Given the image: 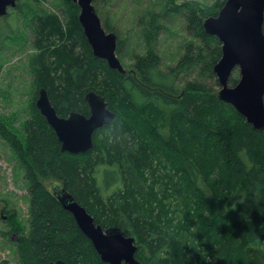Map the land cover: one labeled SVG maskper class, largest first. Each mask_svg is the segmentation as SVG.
Wrapping results in <instances>:
<instances>
[{
	"label": "trees",
	"instance_id": "1",
	"mask_svg": "<svg viewBox=\"0 0 264 264\" xmlns=\"http://www.w3.org/2000/svg\"><path fill=\"white\" fill-rule=\"evenodd\" d=\"M61 1L59 17L38 9L42 0H17L15 7L37 51L30 61L33 98L25 119L16 128L0 115V138L23 172L29 198L26 225L12 213L5 217L9 232L18 236L17 263L106 264L53 194V187H62L96 225L134 237L141 264H264V131L200 80L179 85L192 72L214 75L221 43L205 33L202 20L216 16L226 0L177 5L172 12L199 43H187L166 70L154 50L133 53L123 74L93 55L78 6ZM164 16L147 10L139 20L147 45L157 39ZM120 47L117 42L118 57ZM237 81L230 78L229 85ZM39 88L60 117L72 111L88 115L84 95L94 91L115 118L94 132L87 152L62 151L35 106ZM167 216L177 224L176 235L163 225Z\"/></svg>",
	"mask_w": 264,
	"mask_h": 264
},
{
	"label": "water",
	"instance_id": "2",
	"mask_svg": "<svg viewBox=\"0 0 264 264\" xmlns=\"http://www.w3.org/2000/svg\"><path fill=\"white\" fill-rule=\"evenodd\" d=\"M79 8L78 22L94 56L123 74L126 72L116 55L117 34L107 32L93 5V0H68ZM16 7V0H0V16ZM264 0H226L216 16L202 20L208 35L221 43V57L213 66L219 88L217 97L228 103L255 129L264 131ZM238 68L239 78L229 85L232 71ZM89 113L72 111L67 117L57 115L47 91L39 88L35 106L54 131L60 149L70 154H82L93 146L94 132L108 125L115 113L105 98L94 91L84 95ZM60 205L75 220L79 230L91 241L102 262L106 264H141L136 258L134 237L124 236L121 229H102L94 223L74 196L62 187H53ZM48 264H68L62 259Z\"/></svg>",
	"mask_w": 264,
	"mask_h": 264
},
{
	"label": "rangeland",
	"instance_id": "3",
	"mask_svg": "<svg viewBox=\"0 0 264 264\" xmlns=\"http://www.w3.org/2000/svg\"><path fill=\"white\" fill-rule=\"evenodd\" d=\"M42 1L38 9L45 13L55 12L58 17L60 16L58 9H62L61 0ZM188 1H196L201 6H212L217 0H139V3L133 0H93V5L101 23H109L110 28L115 29L113 32L117 34L118 43L121 44L120 57L116 55L124 67L129 65L133 53L142 54L149 48L160 56L161 67L166 70L182 56L187 43H199L197 38L191 37L187 32L182 16L172 12L176 10L177 5H183ZM147 10L165 14L160 22L162 29L157 39L150 45L143 40L139 26V20L144 19ZM26 25L27 20H23L17 8L9 9L7 15L0 18V28L8 29L6 35L0 32V115L6 117L7 125L10 121L16 128L20 121L25 119V108L33 98L30 61L37 51L30 47L31 33ZM230 77L239 78L238 68L232 71ZM192 80H200L214 91L219 88V84L217 86L214 84L215 80L217 81L215 74L202 77L196 72L182 76L179 85L181 87L185 82ZM140 105L150 104L142 102ZM100 136L97 134V139ZM28 209L29 198L23 172L10 148L0 138V264H18L13 244V240L18 236L14 232H9L6 214H14L20 225L21 223L26 225ZM167 217L168 221H164L163 225L169 233L176 235L177 224L174 226L176 222Z\"/></svg>",
	"mask_w": 264,
	"mask_h": 264
},
{
	"label": "flooded vegetation",
	"instance_id": "4",
	"mask_svg": "<svg viewBox=\"0 0 264 264\" xmlns=\"http://www.w3.org/2000/svg\"><path fill=\"white\" fill-rule=\"evenodd\" d=\"M16 1H17V0H16ZM17 3H18V2H17ZM7 13H8V12H7ZM6 15H7V14H6ZM6 15H5V16H6ZM5 16H0V18L5 17Z\"/></svg>",
	"mask_w": 264,
	"mask_h": 264
}]
</instances>
